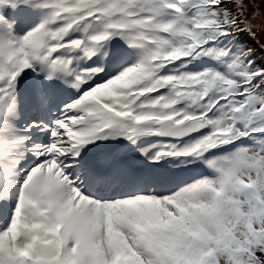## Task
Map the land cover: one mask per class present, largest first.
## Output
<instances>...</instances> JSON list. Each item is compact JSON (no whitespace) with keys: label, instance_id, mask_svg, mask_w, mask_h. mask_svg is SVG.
Masks as SVG:
<instances>
[{"label":"snow or ice","instance_id":"1","mask_svg":"<svg viewBox=\"0 0 264 264\" xmlns=\"http://www.w3.org/2000/svg\"><path fill=\"white\" fill-rule=\"evenodd\" d=\"M0 264H264V0H0Z\"/></svg>","mask_w":264,"mask_h":264},{"label":"rangeland","instance_id":"2","mask_svg":"<svg viewBox=\"0 0 264 264\" xmlns=\"http://www.w3.org/2000/svg\"><path fill=\"white\" fill-rule=\"evenodd\" d=\"M5 15V14H4ZM6 19L9 21V22H12V21H16V28H21L22 27V24L19 23V20L13 16H9V15H5Z\"/></svg>","mask_w":264,"mask_h":264}]
</instances>
